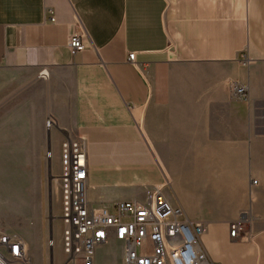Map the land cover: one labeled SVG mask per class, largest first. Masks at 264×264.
<instances>
[{
    "label": "crops",
    "instance_id": "obj_1",
    "mask_svg": "<svg viewBox=\"0 0 264 264\" xmlns=\"http://www.w3.org/2000/svg\"><path fill=\"white\" fill-rule=\"evenodd\" d=\"M0 89V152L39 156L23 168L48 152L51 117L57 170L64 138L85 139L91 205L143 199L166 169L211 260L264 264V0H0ZM22 235L31 264H49L41 198Z\"/></svg>",
    "mask_w": 264,
    "mask_h": 264
},
{
    "label": "built area",
    "instance_id": "obj_2",
    "mask_svg": "<svg viewBox=\"0 0 264 264\" xmlns=\"http://www.w3.org/2000/svg\"><path fill=\"white\" fill-rule=\"evenodd\" d=\"M86 37L84 30L69 37L72 54L84 50ZM135 55L131 52L129 60L135 61ZM231 89L246 98L245 85L234 82ZM46 125L51 130L56 121L49 117ZM47 156L51 158L52 152ZM87 180L85 139L65 137L57 175L65 264H95L96 249L111 239L123 242L124 264H217L201 246L204 223L191 220L182 205L168 199L163 191L167 180L143 199L116 202L113 210L90 204ZM246 221L241 217L230 223L231 237L244 234ZM0 264H31L28 242L16 233L0 231Z\"/></svg>",
    "mask_w": 264,
    "mask_h": 264
},
{
    "label": "rangeland",
    "instance_id": "obj_3",
    "mask_svg": "<svg viewBox=\"0 0 264 264\" xmlns=\"http://www.w3.org/2000/svg\"><path fill=\"white\" fill-rule=\"evenodd\" d=\"M1 92L0 89V95ZM6 109L7 107L1 110L0 105V112L6 111ZM1 140L2 137H0V144ZM53 150L55 151L54 146ZM26 155L30 159H34L38 156V154L34 153L10 154L0 152V231L15 232L20 236L23 233L25 234L26 231H31V227L35 221V208L41 198L44 209V239L42 243L44 260L49 263L51 248H53L54 257H63L64 260H66L62 248V240L59 242L56 234L57 224L60 222L59 216L57 215V212L60 211V190L57 181V175L59 174V169L57 170L58 158L56 153L53 158H49L47 152H45V157L43 155L41 162L34 163L29 161L27 163L29 167L23 168L22 165L24 163L22 161L18 162L17 159L23 160ZM48 159L51 160L50 171L48 169ZM163 170L168 182L166 186L163 187L164 191V189L167 190L171 184L166 169ZM22 196L26 199L24 212L20 210L22 208L20 200ZM50 201L52 202V211L55 216L53 221V243H51L50 240L49 230ZM28 244L29 254L31 260H33L32 247L29 242ZM63 264H65V261ZM95 264H124L123 242L110 240L106 244L99 246L95 253Z\"/></svg>",
    "mask_w": 264,
    "mask_h": 264
},
{
    "label": "water",
    "instance_id": "obj_4",
    "mask_svg": "<svg viewBox=\"0 0 264 264\" xmlns=\"http://www.w3.org/2000/svg\"><path fill=\"white\" fill-rule=\"evenodd\" d=\"M47 140H48V152H51V143H52V135H51V130L49 129L47 132ZM48 169L49 171L51 170V163L49 162L48 164ZM51 202V201H50ZM50 217H49V230H50V240L53 241L54 238V234H53V221L55 219V216L53 215V211H52V202L50 203ZM50 260H49V264H55L54 263V251L53 248H51L50 251Z\"/></svg>",
    "mask_w": 264,
    "mask_h": 264
},
{
    "label": "bare ground",
    "instance_id": "obj_5",
    "mask_svg": "<svg viewBox=\"0 0 264 264\" xmlns=\"http://www.w3.org/2000/svg\"><path fill=\"white\" fill-rule=\"evenodd\" d=\"M56 180V179H55Z\"/></svg>",
    "mask_w": 264,
    "mask_h": 264
}]
</instances>
